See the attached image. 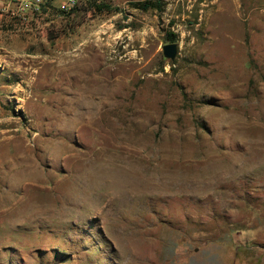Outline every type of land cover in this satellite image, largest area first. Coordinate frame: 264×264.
<instances>
[{
  "label": "rangeland",
  "instance_id": "rangeland-1",
  "mask_svg": "<svg viewBox=\"0 0 264 264\" xmlns=\"http://www.w3.org/2000/svg\"><path fill=\"white\" fill-rule=\"evenodd\" d=\"M98 1L0 14V264H264V0Z\"/></svg>",
  "mask_w": 264,
  "mask_h": 264
},
{
  "label": "built area",
  "instance_id": "built-area-1",
  "mask_svg": "<svg viewBox=\"0 0 264 264\" xmlns=\"http://www.w3.org/2000/svg\"><path fill=\"white\" fill-rule=\"evenodd\" d=\"M0 0V14L7 15L15 21L25 25H40L44 16L51 10L63 9L65 13L71 12L79 6L80 0ZM49 3V4H48ZM45 8L48 11L45 12Z\"/></svg>",
  "mask_w": 264,
  "mask_h": 264
},
{
  "label": "trees",
  "instance_id": "trees-1",
  "mask_svg": "<svg viewBox=\"0 0 264 264\" xmlns=\"http://www.w3.org/2000/svg\"><path fill=\"white\" fill-rule=\"evenodd\" d=\"M87 2V10H93L96 12H105V11H111L114 8L109 5L108 3L104 2H99L98 0H85ZM49 4V3H48ZM133 6L136 8H140L143 10H150V9H158L162 10L163 9V2L162 0H144V1H139L133 3ZM77 7H75L72 11L76 10ZM48 11V8H45V12ZM59 12L64 13V14H70L71 12L65 13L63 9H58ZM175 33L170 32L168 34V39L170 40H175Z\"/></svg>",
  "mask_w": 264,
  "mask_h": 264
},
{
  "label": "water",
  "instance_id": "water-1",
  "mask_svg": "<svg viewBox=\"0 0 264 264\" xmlns=\"http://www.w3.org/2000/svg\"><path fill=\"white\" fill-rule=\"evenodd\" d=\"M163 53L166 58L175 60L179 54V44L177 42H170L164 44Z\"/></svg>",
  "mask_w": 264,
  "mask_h": 264
}]
</instances>
